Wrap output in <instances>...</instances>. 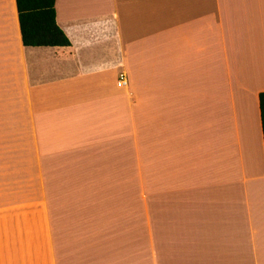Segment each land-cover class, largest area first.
I'll list each match as a JSON object with an SVG mask.
<instances>
[{
  "label": "crops",
  "instance_id": "0c3cea01",
  "mask_svg": "<svg viewBox=\"0 0 264 264\" xmlns=\"http://www.w3.org/2000/svg\"><path fill=\"white\" fill-rule=\"evenodd\" d=\"M53 8L0 0V264H264V0Z\"/></svg>",
  "mask_w": 264,
  "mask_h": 264
},
{
  "label": "trees",
  "instance_id": "16d2710c",
  "mask_svg": "<svg viewBox=\"0 0 264 264\" xmlns=\"http://www.w3.org/2000/svg\"><path fill=\"white\" fill-rule=\"evenodd\" d=\"M21 43L24 46H66L68 39L54 20V0H14ZM264 153V91L257 94Z\"/></svg>",
  "mask_w": 264,
  "mask_h": 264
},
{
  "label": "rangeland",
  "instance_id": "374dc122",
  "mask_svg": "<svg viewBox=\"0 0 264 264\" xmlns=\"http://www.w3.org/2000/svg\"><path fill=\"white\" fill-rule=\"evenodd\" d=\"M132 169H133V164H132ZM140 192H141V194H140ZM139 195H140V199H141L140 207H141L142 213H149L150 212V206H151L150 201H152L154 203V210L156 209V207L159 204V199H157V196L149 197V190L147 188H145V183H142L141 191H139ZM152 210H153V207H152Z\"/></svg>",
  "mask_w": 264,
  "mask_h": 264
},
{
  "label": "built area",
  "instance_id": "2783aa9c",
  "mask_svg": "<svg viewBox=\"0 0 264 264\" xmlns=\"http://www.w3.org/2000/svg\"><path fill=\"white\" fill-rule=\"evenodd\" d=\"M125 83V77L123 73H118L116 86L123 85Z\"/></svg>",
  "mask_w": 264,
  "mask_h": 264
}]
</instances>
